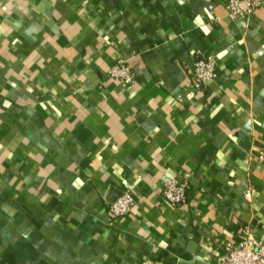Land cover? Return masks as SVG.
<instances>
[{
    "label": "crops",
    "instance_id": "crops-1",
    "mask_svg": "<svg viewBox=\"0 0 264 264\" xmlns=\"http://www.w3.org/2000/svg\"><path fill=\"white\" fill-rule=\"evenodd\" d=\"M226 1L0 0V264H219L245 229L264 243V4Z\"/></svg>",
    "mask_w": 264,
    "mask_h": 264
},
{
    "label": "built area",
    "instance_id": "built-area-1",
    "mask_svg": "<svg viewBox=\"0 0 264 264\" xmlns=\"http://www.w3.org/2000/svg\"><path fill=\"white\" fill-rule=\"evenodd\" d=\"M264 0H227L225 7L230 17L234 19H246L254 13ZM219 63L216 58L207 56L196 59L192 66L191 76L196 89L203 88L207 83L218 76ZM108 75L123 85H131L135 82L130 66L123 60H119L108 71ZM191 189V180L187 176L185 180H169L164 184L162 198L172 207L183 206L187 203ZM135 200L126 188L115 197L108 207L109 224L119 218L131 214ZM243 239L237 245L227 244L217 255L219 264H264V243L258 241L245 229ZM143 264H158L153 260H146Z\"/></svg>",
    "mask_w": 264,
    "mask_h": 264
}]
</instances>
